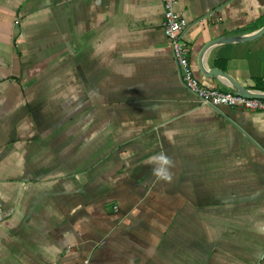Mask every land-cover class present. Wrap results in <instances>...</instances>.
Segmentation results:
<instances>
[{
    "label": "crops",
    "instance_id": "obj_1",
    "mask_svg": "<svg viewBox=\"0 0 264 264\" xmlns=\"http://www.w3.org/2000/svg\"><path fill=\"white\" fill-rule=\"evenodd\" d=\"M205 44L264 27V0H175ZM162 0H0V264H264V113L181 83ZM264 93V34L204 54ZM175 161L171 183L151 157Z\"/></svg>",
    "mask_w": 264,
    "mask_h": 264
},
{
    "label": "built area",
    "instance_id": "obj_2",
    "mask_svg": "<svg viewBox=\"0 0 264 264\" xmlns=\"http://www.w3.org/2000/svg\"><path fill=\"white\" fill-rule=\"evenodd\" d=\"M163 21L162 29L167 38L181 83L203 105L212 107H239L244 110L264 113V99L245 98L231 92H220L202 86L192 70L188 47L183 37L188 27L187 21L175 9V0H162Z\"/></svg>",
    "mask_w": 264,
    "mask_h": 264
},
{
    "label": "water",
    "instance_id": "obj_3",
    "mask_svg": "<svg viewBox=\"0 0 264 264\" xmlns=\"http://www.w3.org/2000/svg\"><path fill=\"white\" fill-rule=\"evenodd\" d=\"M264 34V27L262 29H260L259 31L248 35V36H242V37H219L216 38L210 42H208L207 44L204 45L201 53H200V61H199V69L201 71V73L205 76V77H214V78H222L224 80H226L229 84L230 87L233 90L234 94H237L239 96L245 97V98H259V99H264V93H250L249 91H247L245 88L240 87L238 84H236L228 75H226L225 73L219 71V70H215V69H206L204 62H203V57L204 54L207 52V50H209L212 46L217 45V44H222V43H232V42H247L253 39H256L258 37H260L261 35Z\"/></svg>",
    "mask_w": 264,
    "mask_h": 264
},
{
    "label": "clouds",
    "instance_id": "obj_4",
    "mask_svg": "<svg viewBox=\"0 0 264 264\" xmlns=\"http://www.w3.org/2000/svg\"><path fill=\"white\" fill-rule=\"evenodd\" d=\"M151 162L154 165L152 168V175L156 181L171 183L173 181L174 173L172 169L175 167V161L166 153H160L151 157ZM258 260H264V253H257Z\"/></svg>",
    "mask_w": 264,
    "mask_h": 264
}]
</instances>
